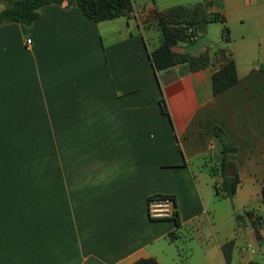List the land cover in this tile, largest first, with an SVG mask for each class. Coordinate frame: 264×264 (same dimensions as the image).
<instances>
[{"label":"crops","instance_id":"1","mask_svg":"<svg viewBox=\"0 0 264 264\" xmlns=\"http://www.w3.org/2000/svg\"><path fill=\"white\" fill-rule=\"evenodd\" d=\"M176 6L190 8L195 41L220 19L228 41L174 45L207 50L208 64L155 72L151 12ZM38 13L0 25V264H264V0H132L100 22L67 1ZM220 48L237 81L214 94ZM214 126L236 146L232 197L215 190ZM158 195L174 198L177 222L148 216Z\"/></svg>","mask_w":264,"mask_h":264},{"label":"trees","instance_id":"2","mask_svg":"<svg viewBox=\"0 0 264 264\" xmlns=\"http://www.w3.org/2000/svg\"><path fill=\"white\" fill-rule=\"evenodd\" d=\"M8 4L0 10V25L8 22H18L25 26L38 18V9L51 3H62L67 1L69 6H75L89 19L94 22L114 19L128 14L132 9V0H6ZM152 17L156 20L161 34V41L149 53L150 61L155 72L165 71L176 64L182 63L187 71H193L205 67L209 62L207 50L198 58L189 53L176 52L172 46L177 44H191L195 41V34L187 33L189 26H194L190 19L191 10L187 6H176L165 10H152ZM216 19V18H214ZM213 19V20H214ZM222 38L228 41L229 29L223 19ZM223 57L226 56L224 64L212 74V90L219 94L232 86L237 81L235 64L232 58L225 54L226 48L218 49ZM162 113L169 117V112L163 97L159 99ZM214 135L224 142L222 158V185L227 197H232L239 183L237 171L232 157L236 146L225 142V135L218 126L213 127ZM221 189L215 187L216 193L220 194ZM261 201L264 205V189L261 192ZM177 222V212L174 215ZM133 264H158L154 259H139Z\"/></svg>","mask_w":264,"mask_h":264},{"label":"built area","instance_id":"3","mask_svg":"<svg viewBox=\"0 0 264 264\" xmlns=\"http://www.w3.org/2000/svg\"><path fill=\"white\" fill-rule=\"evenodd\" d=\"M187 33L195 34L194 27L189 26ZM31 39L27 38L26 43L30 44ZM215 187L221 189L220 183H215ZM148 216L152 219H172L176 213V203L171 195H158L151 197L147 204ZM253 219H256V215L252 214ZM253 251V250H252Z\"/></svg>","mask_w":264,"mask_h":264},{"label":"rangeland","instance_id":"4","mask_svg":"<svg viewBox=\"0 0 264 264\" xmlns=\"http://www.w3.org/2000/svg\"><path fill=\"white\" fill-rule=\"evenodd\" d=\"M134 1L137 3L142 2V0H134ZM144 1H148V0H144ZM149 1L152 2L153 0H149ZM7 4H8V1L0 0V10L6 7ZM143 16L147 17L146 14H143L142 17ZM145 17L143 18L144 19L143 23L145 22L147 23L148 21L154 20L152 17L150 18V16H148L147 18ZM227 26L229 27L228 23H227ZM222 30H223L222 23H220L219 21L210 22L208 23V35L203 36L202 34H199L197 40L192 45H189L188 47H190L192 51L197 52V50L201 47L203 43H205V41H208L210 44L219 43ZM156 41L157 39L154 40V42ZM2 145L3 147L6 146V144H2ZM244 250H246V252H249L250 254H253L252 250L259 252V250L256 247V243L254 242L249 245L246 243V246H244Z\"/></svg>","mask_w":264,"mask_h":264}]
</instances>
